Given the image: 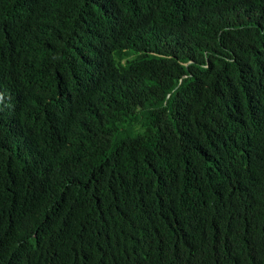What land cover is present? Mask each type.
Here are the masks:
<instances>
[{
  "label": "trees",
  "instance_id": "16d2710c",
  "mask_svg": "<svg viewBox=\"0 0 264 264\" xmlns=\"http://www.w3.org/2000/svg\"><path fill=\"white\" fill-rule=\"evenodd\" d=\"M0 264H264V0H0Z\"/></svg>",
  "mask_w": 264,
  "mask_h": 264
}]
</instances>
